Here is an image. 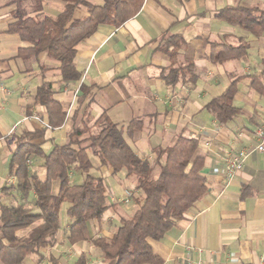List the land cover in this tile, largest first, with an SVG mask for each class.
Segmentation results:
<instances>
[{
	"label": "crops",
	"instance_id": "0c3cea01",
	"mask_svg": "<svg viewBox=\"0 0 264 264\" xmlns=\"http://www.w3.org/2000/svg\"><path fill=\"white\" fill-rule=\"evenodd\" d=\"M8 2L0 0V205L19 201L12 189L16 178L9 171L14 135L44 126V111L32 104V94L45 79L52 82L54 97L67 112L62 126L48 127L43 138L31 140L42 143L45 151L54 143L68 141V133L81 123L84 109L93 121L104 111L123 126L139 119L141 128L125 137L148 159L154 157L153 147L171 144L180 133L198 139L196 153L204 157L202 173L207 188L163 237L149 239L153 252L162 258L161 264H264V150L253 151L228 180L218 172L222 155L256 145L260 140L256 132L264 133V41L215 16L226 5H260L254 0H144L138 13L120 26L99 24L77 45L73 60L81 77L62 82L57 63L45 54L37 59L16 56L18 47L26 43L5 32L13 7ZM62 8L60 0H43L41 14L55 16ZM86 14L85 8L79 7L74 17ZM173 34L180 35L182 42L172 57L168 52L174 50L173 45L167 46L164 37ZM238 39L249 42L245 56L221 63L209 60V41ZM38 63L46 68L39 69ZM170 67L179 69L174 84L162 76ZM253 75L262 90L251 85ZM237 76L233 104L239 113L220 122L205 104ZM81 83L91 90L88 104L79 106ZM28 164L31 171L43 175L42 158L33 156ZM97 171L112 174L106 166ZM75 175L72 170L71 180ZM132 190L137 192L134 183ZM126 191L120 183L108 197L119 198L118 193L124 196ZM67 206L66 202L61 205L53 245L27 255L20 264H50L49 254L61 264H73L81 252L87 254V264H104L101 251L89 240L67 241L71 223L65 213ZM116 206L108 208L100 222L89 221L90 236H112L120 217H128ZM27 231L17 233L22 236Z\"/></svg>",
	"mask_w": 264,
	"mask_h": 264
},
{
	"label": "trees",
	"instance_id": "16d2710c",
	"mask_svg": "<svg viewBox=\"0 0 264 264\" xmlns=\"http://www.w3.org/2000/svg\"><path fill=\"white\" fill-rule=\"evenodd\" d=\"M60 1L63 2L62 10L51 16L41 14L43 0H9L13 7L9 11L11 20L5 32L18 35L26 43L18 47L16 56L37 59L40 54H45L53 59L62 82L80 79L81 73L73 59L76 46L84 38L89 37L99 24L120 26L138 13L144 2ZM28 2L34 15L27 12L25 3ZM79 7L85 8L87 14L75 18L74 13ZM215 16L264 41V8L236 3L218 9ZM164 40L167 46L173 45L174 50L168 52L173 57L182 37L173 34ZM248 47L249 42L245 39L235 42L211 40L208 58L214 63L241 58L247 54ZM38 67L46 68L40 63ZM162 76L168 84H174L179 78V69L170 67ZM239 79L240 76L232 79L222 93L205 104L220 122L239 113V108L233 104ZM251 85L262 90L254 75ZM79 89V106L88 104L91 86L81 83ZM54 92L52 82L42 79L32 94V104L43 109L44 126L14 135L9 171L16 178L12 189L19 201L0 205V264H20L27 255L52 246L64 202L68 203L65 213L71 219L66 236L69 243L89 240L101 251L104 264H161L162 258L153 252L149 239L163 237L207 188L202 173L204 157L196 153L198 139L180 133L171 144L153 147L154 157L148 159L140 156L125 137L141 128L139 119H131L123 126L112 121L104 111L93 121V116L84 109L81 123L71 128L68 141L54 143L45 151L42 143H32L31 140L43 138L46 128L60 127L67 118L66 109L54 97ZM33 156L42 158L43 176L30 170L28 162ZM92 157L96 158L98 167L111 168L113 174L125 170L127 176H135V188L140 192L132 195L136 208L130 216L120 217L110 238L88 233L89 221L100 222L103 213L114 205L107 201L104 177L89 173L95 166ZM72 170L85 173L81 182L71 180ZM26 228L25 235H18L20 229ZM48 260L50 264H61L51 254ZM73 264H87V254L81 252Z\"/></svg>",
	"mask_w": 264,
	"mask_h": 264
},
{
	"label": "rangeland",
	"instance_id": "374dc122",
	"mask_svg": "<svg viewBox=\"0 0 264 264\" xmlns=\"http://www.w3.org/2000/svg\"><path fill=\"white\" fill-rule=\"evenodd\" d=\"M92 1L93 2H99V3L102 2V0H92ZM254 1L257 2L261 7L264 8V0H254ZM25 6L27 9V12H30L32 10L31 4L29 2L25 3ZM30 14H33V13L30 12ZM94 160H95V165H97L96 163H98V162H97L96 158L92 157L93 163H94ZM97 170H98V168L94 166V168L89 170V173L92 175H100V176L104 177L106 185H107V201L108 202H109V197H108L109 195L108 194H110V190H113V191L116 190V186H118V184L121 183L126 188L127 191L133 189V183L135 184V180H136L135 176L130 175V176L125 177V174H123V172L125 173V170H122L123 172L119 171L115 174H113V173L111 174L108 171L98 172ZM75 172H76V175L73 176L72 180H74L73 181L74 183H79L85 177V173L79 172V171H75ZM72 174H75V173H72ZM77 181H79V182H77ZM126 192H125V194H126ZM138 193H140V192L137 191L136 195ZM118 194H121L120 196H123L122 192H120ZM117 197L118 196L115 195L114 199H116ZM114 204L117 205L116 209L119 210V213L121 215H126V216H130L132 214L133 210L136 208V206L134 204V199L132 197L130 198V202L128 204H122V203H116V202H114ZM65 217H66V215H65ZM95 248L97 250H99V248H97V247H95Z\"/></svg>",
	"mask_w": 264,
	"mask_h": 264
},
{
	"label": "built area",
	"instance_id": "2783aa9c",
	"mask_svg": "<svg viewBox=\"0 0 264 264\" xmlns=\"http://www.w3.org/2000/svg\"><path fill=\"white\" fill-rule=\"evenodd\" d=\"M3 88V85L0 84ZM257 137L260 139L259 142L248 148H242L235 152L224 154L220 157L221 166L218 169L219 174L224 180H228L236 170L240 169L245 161V159L255 150L263 151L264 150V133L262 131L256 132ZM134 194L133 190H128L126 194L122 197L114 199L113 196L109 198L110 202L128 204L130 198Z\"/></svg>",
	"mask_w": 264,
	"mask_h": 264
}]
</instances>
